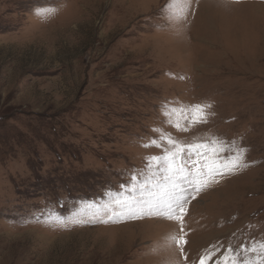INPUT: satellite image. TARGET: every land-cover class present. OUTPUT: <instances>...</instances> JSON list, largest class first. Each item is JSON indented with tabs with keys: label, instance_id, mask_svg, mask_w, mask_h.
<instances>
[{
	"label": "rangeland",
	"instance_id": "1",
	"mask_svg": "<svg viewBox=\"0 0 264 264\" xmlns=\"http://www.w3.org/2000/svg\"><path fill=\"white\" fill-rule=\"evenodd\" d=\"M167 3L0 0V264H198L213 245L264 240V0H191L175 27ZM195 103L213 104L207 124L169 127ZM153 129L242 137L249 166L192 199L183 232L158 217L44 223L92 219L132 173L135 195L154 200ZM168 234L187 240V260L158 247Z\"/></svg>",
	"mask_w": 264,
	"mask_h": 264
},
{
	"label": "snow or ice",
	"instance_id": "2",
	"mask_svg": "<svg viewBox=\"0 0 264 264\" xmlns=\"http://www.w3.org/2000/svg\"><path fill=\"white\" fill-rule=\"evenodd\" d=\"M191 8V0H168L163 6L166 21L170 26H177L187 19ZM54 10H37V14L46 16ZM159 27V25H157ZM212 103H195L179 110L183 123L166 120L169 127L178 132H188L193 128L209 122L215 113L210 110ZM173 113L176 109L172 110ZM168 117L169 113H163ZM157 133L147 143L145 148L157 147L160 154L145 157V168L152 174L155 181L153 188L159 189L152 201H143L135 193L138 191L134 183L139 179L136 173L130 175V185L125 194L117 193L110 201L103 205H91L94 211L92 219L82 220L79 216L64 217L55 212L46 213L44 223L53 226H64L68 223H117L146 217L165 218L180 223L183 232L184 216L187 205L195 199L201 191L206 190L220 178L233 175L249 166L246 162L248 148L243 145L242 137L234 138L231 142L216 136L211 138L195 137L192 142L182 141L172 133L162 129H153ZM147 182L139 185V189L146 187ZM111 192V190H109ZM106 217V219H98ZM187 243L184 236L168 234L158 247L175 248L187 260L183 245ZM155 250V249H154ZM167 264H178L170 259ZM198 264H264V240H250L233 248L229 245H213L210 250L200 256Z\"/></svg>",
	"mask_w": 264,
	"mask_h": 264
}]
</instances>
